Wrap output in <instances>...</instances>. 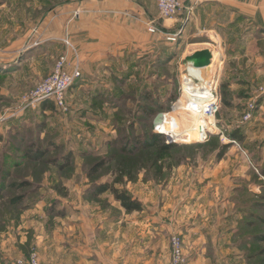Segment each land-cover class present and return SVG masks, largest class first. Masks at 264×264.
I'll return each mask as SVG.
<instances>
[{"label": "rangeland", "instance_id": "rangeland-1", "mask_svg": "<svg viewBox=\"0 0 264 264\" xmlns=\"http://www.w3.org/2000/svg\"><path fill=\"white\" fill-rule=\"evenodd\" d=\"M78 1L0 0V55L13 57L10 52L14 49L42 40L39 24L44 14L51 12V23L58 20L62 4L67 5L70 24L68 38L60 41L61 24L53 23L49 33L54 42L47 53L26 57L17 68L4 70L0 65V264H16V259L30 252H35L42 264L32 246V219L45 216L43 224L51 226L58 217L73 211L88 213L94 207L117 211L119 203L110 192L90 195L95 186L105 182L133 198L148 196L152 201L147 204L161 211L163 224L173 221L178 226L168 237L169 256L170 237L179 234L185 264H264V94L258 91L264 85V55L259 64L246 59L235 64L226 60L225 47L222 52L215 51L200 87L187 73L182 93L186 99L191 98L188 91L207 90L210 71L222 53L224 64L216 78L220 100L222 95L228 106L220 102L214 119L217 128L213 120L209 122L211 118H205L216 130L203 142L175 138L171 150L159 153L158 145L147 144L148 134H157L152 123L159 113H179L185 127L194 126L191 113L171 106L180 98L185 71L182 61L194 48L206 44L184 37L170 43L160 32L147 31L153 35L147 36L135 21L117 18L118 30L133 28L138 37L127 45V40L118 36L119 50L128 47L132 52L97 74L95 69L103 64L84 61L77 44L84 33L75 23L81 15L74 6ZM131 1L143 11L147 7L153 12L155 7L154 0ZM157 16L163 21L158 12ZM166 23L170 27L157 25L158 29L165 35L176 32L171 20ZM250 33L246 32L242 44L230 42V48L242 51L245 46L253 52L257 44L264 52V39L255 42ZM158 36L171 57L154 68L151 64L156 54L143 50L154 46ZM73 51L81 69L83 64L86 69H82L77 87L69 88L65 95L67 109L21 107L19 98L54 69L59 56L67 54L72 60ZM251 103V117L243 121ZM148 108L154 113L148 115ZM225 144L228 146L218 159ZM38 152L44 153L42 159L29 156ZM66 161V167H59ZM170 260L171 256L165 264Z\"/></svg>", "mask_w": 264, "mask_h": 264}, {"label": "crops", "instance_id": "crops-1", "mask_svg": "<svg viewBox=\"0 0 264 264\" xmlns=\"http://www.w3.org/2000/svg\"><path fill=\"white\" fill-rule=\"evenodd\" d=\"M185 3L193 5L191 14L185 18L184 12L170 20L173 28L180 30L181 38L184 37L190 42L197 39L199 43L206 44L194 48L192 53L201 48L222 52L226 47L229 55L226 60L229 62L240 64L246 59L259 64L258 61L264 52L257 44L254 46L255 51L250 52L245 46L242 51H239L238 47L232 49L230 42H237V45L244 43L248 31L254 34L255 42L259 37L264 39V0H186ZM66 6L62 4L58 7L60 18L58 20L55 18L52 23L51 12L48 15L44 14L39 24L44 33L42 40L23 49H14L10 52H13V57L0 55L1 67L4 70L10 66L17 68L26 57H38L47 53L54 42L53 35L49 32L53 29V23L57 21L61 24L59 39L65 41L70 25ZM74 6L81 11L75 23L81 32H84L83 41L77 43L83 53L82 59L90 64L101 62L103 66L95 69L97 74L104 73L106 70H103V67L106 69L112 67L113 62H117L120 57H127L132 52L128 47L119 50V37L125 38L127 45L138 37L134 35L133 28L118 30L116 20L135 21L139 27L142 26L147 36H153L146 29L151 20L156 19L159 26L170 27L166 23L170 20L158 19L155 1L153 12H149L147 7L143 11L142 6H137L131 0H80ZM143 13L146 16H143ZM156 38L154 46L143 48L144 53L156 54L155 57L166 55L168 50L164 47V41L160 39L162 37ZM105 59H110V62L104 63ZM223 62L224 57L221 53L216 65L221 67ZM85 67L86 64H83L82 69H86ZM75 86L76 84L70 88L73 89ZM135 197L142 202L143 208L130 213H126L118 205L117 211L94 207L88 213L73 211L61 217L52 216L58 218L51 226L43 224L45 216L37 217L35 221L32 219L29 230L33 232L32 246L37 250L39 260L42 264L168 263L170 259L168 237L177 232L178 226L173 221H170L169 225L163 224L161 211L156 212L154 206L147 204V201H152L148 196ZM19 239L23 241L22 238Z\"/></svg>", "mask_w": 264, "mask_h": 264}, {"label": "built area", "instance_id": "built-area-1", "mask_svg": "<svg viewBox=\"0 0 264 264\" xmlns=\"http://www.w3.org/2000/svg\"><path fill=\"white\" fill-rule=\"evenodd\" d=\"M155 6H157V12L160 18L162 20H170L172 18H176L179 14H182L185 12V18L188 17L189 14H191L192 10L194 9L193 5H187L185 3L186 0H154ZM149 33L155 34L156 32H160L162 35L165 36V39L168 42H175L178 37H180V30H176L173 34L165 35V32L163 30H159L157 27V21L151 20L148 24L147 28ZM211 51V50H210ZM74 58L71 60L69 56L66 54L61 55L57 58L53 65V70L44 78L40 79L39 82L36 83V85L27 91L25 95L20 97L19 104L23 108H37L40 104V102L45 100H51L54 102V105L56 108L66 110L68 105L66 103V93L68 92L69 88L76 83L78 79L82 76V69L80 67L79 62V56L78 54L73 51ZM212 58L210 61V65H212L213 61V52L211 51ZM219 66H214V69L210 71L209 74V82L207 86V90H205L202 93H199L197 91H188L191 94V98L187 100H183V107L184 113H191V110H188V107L185 105L188 104L189 107H192V102H194V99L199 98L200 100L204 101L202 111L203 115L206 118H211L214 122L215 114L217 110L220 108V93L218 92V80L219 78H216V72L218 70ZM188 66L185 65V71L181 76V87L179 89L180 98L176 101H180V99L183 97V89H184V79L183 75H187ZM220 70V69H219ZM218 70V71H219ZM219 73V72H218ZM196 83V82H195ZM258 91L261 94H264V85H261L258 87ZM175 102V103H176ZM171 106V109L173 110V106ZM254 109L253 104H249V110L244 114L243 121H247L251 117L252 111ZM173 112V111H172ZM166 114V113H165ZM159 115H164L162 113H159L154 121H153V127L154 131L157 134H161L166 138L167 143H172L175 141V138H173L171 135L168 137L167 131H162V128L158 127L159 125L157 123V119ZM214 127L217 128L216 122H214ZM215 128L209 127V125L204 124L203 126H200V131L202 132V138L199 140V142H203L207 138V135L215 132ZM185 141V140H184ZM170 256L171 260L169 264H185V256L183 255V241L179 234L177 235H171L170 237ZM16 264H40V262L37 259V255L35 252H30V254L27 257H24L22 259H16Z\"/></svg>", "mask_w": 264, "mask_h": 264}, {"label": "trees", "instance_id": "trees-1", "mask_svg": "<svg viewBox=\"0 0 264 264\" xmlns=\"http://www.w3.org/2000/svg\"><path fill=\"white\" fill-rule=\"evenodd\" d=\"M167 50V49H166ZM171 57V52L167 51V54L164 55V56H157L156 57V60H154V62H152L151 65H153V67H157L158 65L157 64H160L162 62H165V59L164 58H170ZM161 60V61H160ZM147 95V94H145ZM149 95H147V98ZM221 101H223V104L225 106H228V101L226 99H223L222 100V95H221ZM38 108H43V109H48V108H56V106L54 105V102L51 101V100H45V101H42L40 102ZM154 109L152 108H148L146 109V113L148 115H151L154 113ZM231 137H235L234 135L231 136ZM148 139H149V142L147 143L148 145H158V152L159 153H165V152H168L169 150H171L175 144L173 143H165V140L163 138V136L161 134H155V133H149L148 134ZM228 145H222V148H221V151L219 152V154L217 155L218 159H220L223 155V153L225 152V148H227ZM44 155L43 152H38L36 154H30L29 156L31 158H34V159H42V156ZM69 164L68 161H66L63 166L60 165L59 167L61 168H64L66 167L67 165ZM101 166L100 165H97L96 168H94L93 170L94 171H97V169ZM105 192H110L112 194V197L113 199L115 200V202H118L120 207L126 212V213H130L132 211H139L143 208V204L141 201H139L138 199L136 198H133L130 194H128V192L126 190H119L118 188H115L114 184H109V183H102V184H99L97 186H95L90 195L91 197H98L99 195H102V193H105Z\"/></svg>", "mask_w": 264, "mask_h": 264}, {"label": "bare ground", "instance_id": "bare-ground-1", "mask_svg": "<svg viewBox=\"0 0 264 264\" xmlns=\"http://www.w3.org/2000/svg\"><path fill=\"white\" fill-rule=\"evenodd\" d=\"M216 51V50H215ZM215 51L213 52V60L215 59L214 57L216 55ZM206 71H207V67H203L201 69H192V68H188L187 73L190 76L191 79L194 80V84L196 81L199 80V87L202 85V82L204 80V76L206 75ZM186 76L183 75V78H185ZM197 78V79H196ZM186 78H185V82H186ZM208 86V85H207ZM199 93H201L200 91H197ZM189 99V98H187ZM186 98H181L180 101H178V103L175 104V108L181 112H184V108L183 107V100H187ZM195 101L192 102V107H189L188 104H186L185 106L188 107V110H191V115H192V121L194 123V126H188L185 127L184 126V118H182V116L179 115V113H173V115L168 116V115H161L158 117L157 119V123L160 127L162 128V130L167 131L168 135H171L173 138H181V140H185L186 142L190 141L189 139L192 140H198L202 138V132L200 131V126L204 125V124H208L205 120V116L203 115V113H201L202 111V107L204 104L203 100H200L199 98L194 99ZM179 115V117L177 116ZM186 118V117H185ZM212 119H210L209 122H211ZM212 123V122H211ZM212 125V124H211ZM211 125H209V127H211Z\"/></svg>", "mask_w": 264, "mask_h": 264}, {"label": "water", "instance_id": "water-1", "mask_svg": "<svg viewBox=\"0 0 264 264\" xmlns=\"http://www.w3.org/2000/svg\"><path fill=\"white\" fill-rule=\"evenodd\" d=\"M211 58L212 54L210 49L201 48L200 50L194 51L190 55H186L182 64L189 66L188 68L201 69L211 64Z\"/></svg>", "mask_w": 264, "mask_h": 264}]
</instances>
